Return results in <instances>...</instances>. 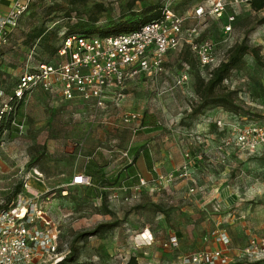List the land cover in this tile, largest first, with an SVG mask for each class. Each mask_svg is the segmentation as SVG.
I'll list each match as a JSON object with an SVG mask.
<instances>
[{
  "label": "rangeland",
  "instance_id": "1",
  "mask_svg": "<svg viewBox=\"0 0 264 264\" xmlns=\"http://www.w3.org/2000/svg\"><path fill=\"white\" fill-rule=\"evenodd\" d=\"M60 1L35 0L12 32L0 57L7 87L16 83L26 65L56 60L38 40L30 42L27 33L45 24L58 30L52 39L59 44L67 20L52 8ZM181 1H138L135 9L149 2L175 7ZM93 2L109 6L114 17L129 9V0H90L89 4ZM234 12L232 31L225 34L223 26ZM184 15L185 28L198 26L199 37L212 39L219 56L254 27L249 41L261 48L264 58V24L257 23L264 18V9L228 5L222 17L208 20L191 12ZM76 18L74 14L72 20ZM184 46L168 55L161 76L134 77L103 109L34 91L0 140V207L17 185L22 188L29 182L42 193L48 218L59 224L60 250L84 264H126L131 256L137 257L138 264H181L185 255L214 249L224 251L225 264L264 259V255L244 253L252 239L264 238V148L246 152L228 145L227 133L214 128L213 121L221 118L230 125L242 124L223 107L212 105L201 114H191L198 101L197 76H207L210 68L199 66L191 53L184 62ZM186 68L189 78L178 84L179 73ZM224 86L237 90L236 100L247 112L240 113L239 123H264V67L251 54ZM128 112L140 114V120L126 123L123 115ZM138 159L144 160L148 183L136 193L132 190L137 184L135 174L143 175ZM184 166L187 175L180 177ZM81 174L91 176V185L71 184ZM158 174L176 178L169 182ZM154 204L164 206L166 212ZM107 208L111 213L105 212ZM113 221H120L119 227L83 236ZM223 231L227 243L218 239ZM145 233L149 240L142 236ZM170 239L179 246L167 248L164 243Z\"/></svg>",
  "mask_w": 264,
  "mask_h": 264
},
{
  "label": "built area",
  "instance_id": "2",
  "mask_svg": "<svg viewBox=\"0 0 264 264\" xmlns=\"http://www.w3.org/2000/svg\"><path fill=\"white\" fill-rule=\"evenodd\" d=\"M34 1L10 0V9L0 13V57L21 17ZM2 2L0 0V5ZM250 2L201 0L187 12L200 20L218 19L223 16L228 5L237 8L250 6ZM184 14L165 5L162 18L125 34L71 35L63 40L56 60L26 65L11 87L6 86L4 72L0 67V125L10 117L12 123H15L20 107L36 90L56 93L68 101L90 104L95 110L103 109L115 100L117 90L134 77L155 79L161 76L167 68L168 55L184 44L191 45L201 66L210 69L218 66L226 58L228 50L219 56L212 39L199 37L198 26L185 28L188 18ZM236 15L234 12L227 17V23L223 26L225 34L231 33ZM188 69L179 73L178 84L189 78ZM231 115L237 124L242 125H230L221 118L213 121L219 132L227 133L225 142L246 152L264 148V123H239L242 117L233 113ZM140 117L138 113L128 112L123 115V120L132 123L139 121ZM186 168L184 166L179 172L180 177L187 175ZM135 177L137 184L132 186V190L139 193L147 185L148 179L140 173H136ZM157 177L166 178L169 182L176 178L174 174H158ZM71 184L91 185V176L76 175ZM122 189L127 187L122 185ZM42 197V193L26 181L11 206L4 211L0 210V264H56L65 258L66 254L60 250L59 224L48 218ZM218 239L225 243L229 241L225 231ZM164 245L177 248L179 243L170 239ZM223 252L221 249L192 252L185 255L180 263L202 264L206 261L210 264H225L227 258ZM244 253L247 256H263L264 238L252 239Z\"/></svg>",
  "mask_w": 264,
  "mask_h": 264
},
{
  "label": "trees",
  "instance_id": "3",
  "mask_svg": "<svg viewBox=\"0 0 264 264\" xmlns=\"http://www.w3.org/2000/svg\"><path fill=\"white\" fill-rule=\"evenodd\" d=\"M138 1L145 0H129L128 11L121 14L119 17L112 16L111 9L103 2H93L92 4H89L90 0H61L60 2H55V6L52 9L56 13H63L67 20L66 30L60 37V43L56 44L55 40L53 41L52 39V36L56 37L58 35V30H51L45 24L32 28L27 33L28 39L30 42L38 40L41 46L45 48L46 52L57 57V51L60 49L63 40L71 35L106 36L107 34H125V32L134 31L146 23L162 18L165 8L163 3L149 2L142 8L135 9V5ZM200 1L201 0H182L177 6L171 8L178 13L184 14L190 8H192L193 4L200 3ZM33 3L30 5L28 11L30 10ZM250 7L254 11H261L264 9V0H251ZM74 14L77 15V18L73 21L72 18L74 17ZM104 14H106L105 17L103 16ZM103 19H105L104 23L102 22ZM257 23L264 24V18L260 19ZM253 29L254 27L246 31L244 38L240 42H236L227 51L226 58L218 66L214 67L213 69H209L207 76L198 74L195 84V92L198 96V101L191 110L192 115L201 114L207 107L212 105L223 107L227 111L239 116L240 113H247L246 110L244 111V108L236 100L237 90L225 87L224 82L229 78L233 70L239 68L242 65L244 57L248 54L253 56L258 65L264 67V58L261 54V48L259 46H253L249 41V34ZM182 51L181 57L184 62L189 61L188 55L191 53L192 56L197 60L198 65L201 66L194 51L192 50L191 45L186 44ZM51 61L52 60L40 59L37 61V63ZM205 68L208 69V67ZM11 125V117L0 125V140L5 130H8ZM133 159H136V156ZM114 185V183H110L111 187ZM119 185L121 186L122 184ZM119 185L117 186L119 187ZM20 192L21 183L16 186L15 190L11 194L12 196L8 198L6 204L0 207V210L4 211L5 209H8ZM154 206L159 211L164 213L166 212L164 206L160 204H154ZM142 207V205H138L136 208ZM105 212L111 213V210L107 208ZM120 223V221H113L99 224L96 228H94V230L83 234V236L96 235L101 231H107L117 226L119 227ZM56 264H84V262H77L75 258L70 255L66 256L63 260ZM126 264H138L137 257L131 256ZM230 264L249 263L234 262ZM253 264H264V259L255 261Z\"/></svg>",
  "mask_w": 264,
  "mask_h": 264
},
{
  "label": "crops",
  "instance_id": "4",
  "mask_svg": "<svg viewBox=\"0 0 264 264\" xmlns=\"http://www.w3.org/2000/svg\"><path fill=\"white\" fill-rule=\"evenodd\" d=\"M10 7H11L10 0H3V2L0 5V13H5L6 11H8L10 9ZM213 127L216 128L215 125ZM136 165L139 168L140 172L143 174V176L147 177L148 176V172L146 174V170H145L146 166L144 164V160L143 159L142 160L138 159L137 162H136Z\"/></svg>",
  "mask_w": 264,
  "mask_h": 264
},
{
  "label": "bare ground",
  "instance_id": "5",
  "mask_svg": "<svg viewBox=\"0 0 264 264\" xmlns=\"http://www.w3.org/2000/svg\"><path fill=\"white\" fill-rule=\"evenodd\" d=\"M142 236H144V238H146V239L150 238V236L146 235V233L144 235H142Z\"/></svg>",
  "mask_w": 264,
  "mask_h": 264
}]
</instances>
